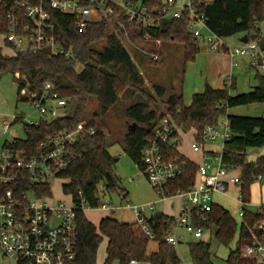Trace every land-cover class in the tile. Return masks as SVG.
Wrapping results in <instances>:
<instances>
[{"label":"trees","instance_id":"16d2710c","mask_svg":"<svg viewBox=\"0 0 264 264\" xmlns=\"http://www.w3.org/2000/svg\"><path fill=\"white\" fill-rule=\"evenodd\" d=\"M151 6H161L162 0H144ZM143 2V3H144ZM198 10L208 19V26L223 38L247 35L250 40H258L261 44L259 24L264 20V0H194ZM112 12L101 21L91 22L84 30H79L71 15L50 10L52 21L56 27L58 40L65 46L72 45L74 55L53 56L49 50L35 53H18L12 50L4 37L9 31L8 4L0 3V36L3 47H9L11 53L0 51V78L11 73L17 80L19 100L25 88L33 92H41L46 82L54 84L56 91L63 98L72 102L80 101L75 118L59 117L40 126H27L26 139L18 140L17 146L27 149L36 147L47 136L60 130H74L81 121L89 99L95 97L98 109L89 120L88 127L95 129L94 134H83L72 147L71 166L63 178L69 179L64 185V192L72 196L77 210L78 245L76 257L66 264H98L99 247L106 237L108 239L107 257L103 264L137 263L148 264H182L176 246L167 242L169 231L175 224L174 216L162 211L154 212L149 224L154 230L155 241L159 243L157 252L147 254L150 240L140 226L121 222L114 217H105L99 226L91 222L83 205L89 208L100 207V189L103 186L108 193H120L123 188L120 178L115 172L116 159L109 151L108 126L105 120L108 112L119 102L122 93L133 88L144 97V101L128 106L125 116L133 122L132 128L124 136V151L144 171L142 151L152 136L153 128L166 114L152 108L154 97L144 91L145 78L137 63L122 41L127 37L130 42L143 41L144 29L125 23L120 26L116 20L120 14L117 6H111ZM117 32H110V23ZM154 39L163 43L180 42L184 44L185 62L195 59L200 52L199 41L188 30V18L166 20L160 30L148 32ZM240 38V37H239ZM106 40L100 48L95 45ZM2 49V48H0ZM161 64L162 61H153ZM101 68L110 72L107 74ZM259 79L251 91L232 95L230 88H214L205 85L203 92L193 95L190 105L184 103L183 94L170 95L166 100L167 113L185 132H195V138L202 141L201 134L206 126L217 124L223 116L229 121L232 137L225 144L223 158L228 167L240 170V190L244 200L251 202L252 186L258 175L264 177V154L250 153L255 148L264 149V117L241 116L229 113L233 107L264 102V76ZM154 90L158 97L167 94L165 87L156 85ZM155 104V103H154ZM177 142L165 145L168 157L181 156L186 163L185 173L171 181L172 193L186 191L195 184L197 164L177 150ZM182 152V153H181ZM197 162V161H196ZM40 196L51 195L47 186H38ZM126 197L128 194L126 193ZM245 208L244 220H237L230 211L220 204H215L204 224L195 218L196 226L205 230H215L220 244L229 246L237 238L238 245L229 251L226 264H245L241 246L248 242L246 223H252L263 216ZM264 211V205L261 206ZM212 237V236H211ZM191 260L195 264H219L214 261L209 240H192L188 243Z\"/></svg>","mask_w":264,"mask_h":264},{"label":"built area","instance_id":"2783aa9c","mask_svg":"<svg viewBox=\"0 0 264 264\" xmlns=\"http://www.w3.org/2000/svg\"><path fill=\"white\" fill-rule=\"evenodd\" d=\"M1 2L8 4L9 31L4 37L11 44L12 50L18 53L49 50L53 56L71 58L74 48L72 45L65 46L58 40L50 10L73 16L76 27L84 30L89 23L101 21L111 13V6L115 5L120 10L117 16L120 20L117 21L122 26L128 23L147 31L144 41H160L153 39L148 32L160 30L164 21L179 19L186 14L188 30L200 45H205L211 51L227 53L233 67L240 66L238 58H247L253 67L264 70V47L261 43L248 39L247 42H240L239 46L234 45L236 38L234 42H229L228 38L219 36L208 26L206 15L198 10L194 0H162L161 6H151L144 0H0ZM150 59L159 61L161 56L151 52ZM227 81L230 83L228 86H231L232 74L227 77ZM22 92L33 107V112L27 122L19 115L0 119V137L9 134L20 124L24 125L25 132L27 126H40L68 113L71 102L61 97L51 82H46L41 92H33L28 88ZM94 133L93 127L80 121L76 129L60 130L47 136L34 148L17 146L19 139H26V132L23 137L14 136L3 142L0 148V256L11 260L12 264H66L76 257L79 207L73 201L68 204L55 199L52 187L55 180L63 178L70 168L74 144L83 134ZM185 136L191 137L188 147L194 154L201 156V159L197 162L190 159L198 166L195 184L186 191L173 194L171 181L185 173L187 162L181 156L168 157L165 145L176 141V148L180 151ZM200 136L202 141L195 138V132H185L167 115L154 126L152 136L142 151L144 172L160 200H180L179 214L174 217L175 224L166 238L173 245L186 239L185 234L179 233L180 229L195 241L207 240L206 235L212 231L196 226L194 220L198 218L202 224L208 221V214L216 204L215 193L228 194L233 188H237L238 196L235 199L241 204L238 217L241 220L245 218L244 207L248 204L240 190V171L228 167L223 158L225 144L232 137L228 119L221 117L217 124L206 126ZM208 143H220L221 149L210 152L205 149ZM263 179L262 175H258L255 183ZM38 186L50 187L52 194L40 196L35 189ZM129 207L134 221L150 241L154 240L155 233L149 224V218L155 212V204ZM83 209L89 207L83 205ZM255 213L263 217L246 223L249 241L241 246L245 264H264V211L260 206ZM191 264L195 263L191 260Z\"/></svg>","mask_w":264,"mask_h":264},{"label":"rangeland","instance_id":"374dc122","mask_svg":"<svg viewBox=\"0 0 264 264\" xmlns=\"http://www.w3.org/2000/svg\"><path fill=\"white\" fill-rule=\"evenodd\" d=\"M183 1L185 0H179V2ZM100 16L101 14L99 17ZM116 20L120 19L117 18ZM119 25L122 26L120 23ZM109 27L110 32H117V28L112 22ZM259 27L261 29L259 39L264 41V20L259 24ZM239 37L241 36L236 37L234 45H241ZM122 41L134 57L140 72L145 78L144 91L146 94H150L154 97V101L151 103L153 106L152 108L158 109L159 112L166 114V116L169 114L167 113V106L165 102L170 95L183 93L184 103L190 104L193 94L196 91H203L207 83L211 86H216L219 85V79L221 82V78L218 79L219 64L216 60H214V55L218 53L216 51L207 50L205 45H200L201 50L196 54L194 60L185 62L184 44L180 42H162L165 47L162 54L163 58L159 60L160 62L162 61V63L154 64L150 60L151 52L148 51L150 49L147 50V48H150V45H152L155 41L148 42L139 40L133 43L130 42L127 37H123ZM2 43L3 39L2 36H0V48H2L0 51L6 54L11 53L12 51L9 47H3ZM105 43L106 40H102L96 44L95 47L100 48ZM135 50L138 53H135ZM219 53L226 54L223 52ZM147 54L149 56H147ZM238 60L241 67L233 68L234 78L232 85L228 86L232 95L251 91L259 83L257 75L261 74L264 76V70H259L256 67H250L247 65V61L245 62L244 58H238ZM221 84L223 85V81ZM156 85L166 88L167 94L164 97L157 96L154 90ZM228 85H230V83H228ZM18 93L19 87L14 75L11 73L3 74L0 78V119L4 117L11 118L19 115L24 122H27L29 115L33 112V107L28 103V101H26L24 92L21 91V100H19ZM144 100V97L137 93L135 89L129 88L122 93L119 102L106 115L105 120L108 126L107 132L109 133V151L116 159L114 168L116 174L120 178L123 191L120 193H108L102 185L99 186L100 207L89 208V211L87 212L88 216H90L93 221L96 220L102 212H106L109 217H117L121 221L132 222L134 220V215L129 206H141L150 203L155 204V212H167L172 216L173 214L176 215L178 213L179 199L173 198L168 201H161L156 191L151 186L145 172L141 170L124 151V136L133 126V122L126 118L125 110L128 106ZM97 109L98 101L96 98L93 97L89 99L81 117V121L86 123L89 122L92 116L96 113ZM229 113L241 116L264 117V102L236 106L231 108ZM223 117L226 118V116ZM24 135V125L20 124L13 128L9 134L0 137V148L5 140H9L14 136L23 137ZM189 140H191V137L185 136L184 142L181 143L180 150L183 153L189 151ZM249 152H251L250 149ZM254 154L256 155L251 156L252 158H255L257 155L264 154V149H260L259 153ZM191 155L193 154L191 153ZM193 158L197 160L201 159L199 155H194ZM69 181V179L65 178L55 180L52 192L55 199L66 201L68 204H71L73 201L72 196L64 192V185L68 184ZM126 193L128 194V197H126ZM237 196L238 190L237 188H233L228 194L219 192L215 193L214 202L225 207L228 211H230L233 217L239 220L240 218L238 217V212L241 208V204L235 199ZM102 205H106L112 210L105 209V211L103 210ZM262 205H264V179L259 182V184L252 186L251 202L245 207L250 211L256 212ZM151 213L152 212H150V214ZM99 222L98 224L95 222L93 223L99 226ZM179 233L185 234L186 239L184 242L176 246L177 251L183 263L191 264L188 243L194 239L183 229H180ZM209 242L211 244L212 257L214 261L219 264H226L229 251L235 249L238 245L237 238H235L228 247L220 244L216 238L215 230L212 237L209 238ZM157 243V241H150L149 250L155 248ZM106 247L107 238L105 237L99 247L97 256L98 264H103L105 260ZM0 264H12V262L11 260L0 256ZM113 264H119V262L115 261Z\"/></svg>","mask_w":264,"mask_h":264},{"label":"crops","instance_id":"0c3cea01","mask_svg":"<svg viewBox=\"0 0 264 264\" xmlns=\"http://www.w3.org/2000/svg\"><path fill=\"white\" fill-rule=\"evenodd\" d=\"M263 47H264V45H263V43L261 44ZM164 46H163V44H162V41L160 40V41H155L152 45H150V48H147V50L148 49H150V50H148V51H150V52H154V53H158V54H160V56H161V59L163 58L162 56V54H163V52H164ZM206 49L207 50H209L207 47H206ZM135 53H138L136 50H135ZM218 54H216V55H214V60H216L217 61V63L219 64L218 65V72H219V76H218V79L219 78H221V82H220V79H219V85H216V86H212V87H214V88H225L226 86H228V81H227V77L230 75V74H232V76H233V78H234V74H233V72H234V70H233V68H235V67H233V65H232V60H231V58L229 57V55L226 53V54H221V53H219V52H217ZM131 54V53H130ZM131 56H132V54H131ZM136 57V56H135ZM137 57H140V56H137ZM132 58L134 59V57L132 56ZM135 60V59H134ZM244 60H245V62L247 61V65H249L250 67H253L251 64H250V61L247 59V58H244ZM137 63V62H136ZM239 67H241V66H239ZM238 67V68H239ZM254 68V67H253ZM217 79V78H216ZM215 79V80H216ZM235 80V79H234ZM222 81H223V85L221 84L222 83ZM221 84V85H220ZM183 88V87H182ZM205 89V88H204ZM204 91V90H203ZM203 91H201V92H203ZM196 93H200V91H196L194 94H196ZM183 94V93H182ZM193 94V95H194ZM192 99H193V96H192ZM192 99H191V102H192ZM191 104V103H190ZM190 104H186V105H190ZM132 128V127H131ZM205 149L206 150H208V151H210V152H216V151H218V150H220L221 149V144L220 143H208L207 145H205ZM188 152H186V153H183L185 156H187L188 158H190V159H192V160H196V161H199V160H197V159H194L193 158V156L194 155H196V154H194L190 149H189V147H188ZM191 153L193 154V155H191ZM200 158H201V156H200ZM240 171V170H239ZM238 173V172H237ZM255 184H259V183H254V185ZM217 204V203H216ZM179 205H180V200H179ZM112 210V209H110V208H108V207H106V208H103V210ZM105 210V211H106ZM89 210L88 209H86L85 210V212H86V215H87V217H88V219L90 220L91 218H90V216H88V214H87V212H88ZM164 213H166V214H168L167 212H164ZM179 214V206H178V213L176 214V215H174L173 214V216L175 217V216H177ZM168 215H171V214H168ZM108 216V214L106 213V212H102V214L96 219V220H92L93 222H95L96 224H98V222H99V220L102 218H105V217H107ZM172 216V215H171ZM109 217V216H108ZM114 218H116L117 220H119L117 217H114ZM101 219V220H102ZM90 220V221H91ZM135 220V219H134ZM134 220L132 221V222H134ZM91 221V222H92ZM119 221H121V220H119ZM101 222V221H100ZM100 222H99V224H100ZM121 222H127V223H132V222H130V221H121ZM94 223V224H95ZM95 224V225H96ZM212 232L211 233H209V234H207L206 235V238H207V240H209V238H211V236H212ZM105 238V237H104ZM104 240V239H103ZM152 241H155V240H152ZM150 244V243H149ZM107 245H108V239H107ZM158 249H159V243H157V246L155 247V248H153V249H151V250H149V245H148V249H147V254L149 255V254H151V253H153V252H157L158 251ZM106 250H107V247H106ZM106 257H107V253H106ZM106 257H105V259H106ZM104 262H105V260H104ZM103 262V263H104ZM136 264H140V263H136Z\"/></svg>","mask_w":264,"mask_h":264},{"label":"water","instance_id":"95a60500","mask_svg":"<svg viewBox=\"0 0 264 264\" xmlns=\"http://www.w3.org/2000/svg\"><path fill=\"white\" fill-rule=\"evenodd\" d=\"M248 39H249L248 36L247 35H244V36H242V37L239 38V41L240 42H247ZM228 41L229 42H234L235 41V37L234 36L229 37L228 38ZM101 70L103 72L107 73V74H110L109 71H107V70H105L103 68H101ZM79 106H80V101L78 99L73 100L70 103L69 110H68V113H67L66 117L69 118V119L75 118L76 117V114L78 112ZM259 152H260V149L259 148H255V149L251 150L250 153H259Z\"/></svg>","mask_w":264,"mask_h":264}]
</instances>
